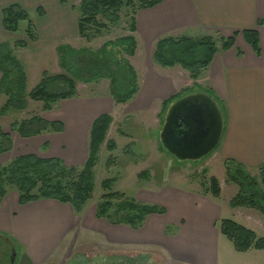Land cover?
Returning <instances> with one entry per match:
<instances>
[{
	"label": "crops",
	"instance_id": "0c3cea01",
	"mask_svg": "<svg viewBox=\"0 0 264 264\" xmlns=\"http://www.w3.org/2000/svg\"><path fill=\"white\" fill-rule=\"evenodd\" d=\"M67 1L70 2L0 0V15L11 4L26 12L34 10L37 18L33 22L29 18L35 33L33 43L40 46L58 41L56 46L70 45L66 42L78 34L76 11L71 8L75 6L72 4L74 0ZM132 17V35L136 41L134 56L143 47L151 60L155 43L162 37L226 38L235 32L237 34L231 48L217 49L194 84L189 73L180 66L160 67L152 61L153 65L150 63L142 77L137 74L138 90L125 103H115L108 95L77 93L70 99H63L58 109H54L57 101L50 110L14 120L20 122L38 115L47 121H60L63 126L61 132L43 131L31 137H21L7 127L13 122L14 114L27 110L31 100L23 110L10 109L0 114V129L12 142L11 150L0 154V166L6 165L15 156L33 154L41 158H57L66 166L79 167L87 158L90 127L98 115L108 114L112 118L117 105H128L123 111V121L126 119L124 116L134 115L137 122L152 121L162 125L170 109L180 99L202 94L217 109L221 121L219 141L211 150L216 148L213 157L222 163L232 161L249 171L263 168L264 0H162L152 7L135 8ZM247 29L257 32L259 54L243 39L241 32ZM25 91L28 93L30 90L25 87ZM0 96H3L2 106L7 96ZM12 137H15L16 143ZM128 139L133 141V138ZM41 146L49 150L35 154L34 149ZM220 190L218 198L173 188L159 190L153 197L143 195L136 200L159 205L165 213L147 215L144 226L137 230L123 225L126 242L162 245L172 259L183 261L182 264H209L220 235L218 228L213 229L210 225L215 226L221 220L222 212L229 207L230 199L223 203L222 188ZM81 212L82 209L75 213L69 204L46 198L20 205L17 191L7 188L0 199V233L8 235L18 245L15 264H47L59 250L61 241L74 231L77 216L88 219L90 224L97 221L94 214L91 218L90 215L82 217ZM170 226L172 230L167 232ZM197 248L203 251L198 253ZM260 261L249 260L251 264Z\"/></svg>",
	"mask_w": 264,
	"mask_h": 264
},
{
	"label": "trees",
	"instance_id": "16d2710c",
	"mask_svg": "<svg viewBox=\"0 0 264 264\" xmlns=\"http://www.w3.org/2000/svg\"><path fill=\"white\" fill-rule=\"evenodd\" d=\"M162 0H79L77 6H71L76 11V28L79 37L86 38L90 28L107 29L117 25L121 20L122 9L130 8L129 34L103 43L95 51L85 48L76 49L68 44L55 47L58 66L64 73L49 75L42 72L40 80L25 91L26 74L21 63L12 54L8 42H0V94L7 96L0 107V114L10 109L23 110L27 99L42 102L43 111L50 110L51 105L59 100L76 96L75 79L82 83L107 78L108 93L115 103H125L138 90L137 74L126 59L117 57L118 52L128 56L135 53L136 41L134 31L133 11L139 7H152ZM41 12V11H40ZM127 15V13H125ZM1 27L7 32H16L18 22L27 21L25 37L33 41L35 33L28 13L16 4H11L1 11ZM236 32L229 37L201 36L191 38L186 36L159 38L152 52V61L160 67L180 66L189 73L194 81L212 60L217 49L227 50L234 44ZM244 41L259 54L258 35L255 30L241 32ZM219 43V47L217 46ZM13 46L25 47L24 40H17ZM176 96V95H175ZM112 121L108 114L98 115L91 124L89 131L88 153L83 165L66 166L57 158H41L33 154L15 156L6 165L0 166V199L7 188H13L18 193L20 205L40 198L54 199L69 204L75 213L80 212L83 205L90 199L93 191V168L97 160L100 145L105 141V135ZM21 137H31L43 131L61 132L60 121H47L38 115H33L20 122L13 121L9 125ZM106 150L112 152L116 144L113 140L105 141ZM12 142L0 129V154L10 151ZM110 157L106 164H110ZM226 176L238 187V192L228 204L230 207H248L256 210L264 218V167L257 170V175L250 177L243 166L225 160ZM114 179L101 181V187L107 192L100 196L94 215L96 218H106L114 206V212L122 214L119 223L132 229L141 227L144 218L149 214H164L165 209L154 204H142L137 200L128 201L123 193L111 191ZM206 193L218 198L220 189L215 177H210ZM116 203L113 205V202ZM219 234L225 237L236 252L249 250L264 252V236L258 235L253 229L245 227L232 219H221L218 223ZM17 243L8 235L0 233V264H15Z\"/></svg>",
	"mask_w": 264,
	"mask_h": 264
},
{
	"label": "rangeland",
	"instance_id": "374dc122",
	"mask_svg": "<svg viewBox=\"0 0 264 264\" xmlns=\"http://www.w3.org/2000/svg\"><path fill=\"white\" fill-rule=\"evenodd\" d=\"M124 2L127 0H123ZM137 5L136 0H130ZM65 2V0H64ZM66 2H70L67 1ZM79 0H74L72 4L77 6ZM69 5H71L69 3ZM132 12L130 8H123L120 22L107 29L96 30L90 28L86 32V38L76 36L71 38L70 46L76 49H87L95 51L103 43L114 40L120 36L129 34V16ZM29 18L33 21L37 18L34 10H27ZM127 13V15L125 14ZM75 17L77 16L75 12ZM71 22V21H70ZM27 21H19L16 32L7 33L0 23V42H10L13 55L22 63L26 73V89L30 90L41 78L42 72L49 75L64 73L58 66L55 47L57 42L51 44L33 43L25 36ZM23 38V39H22ZM218 41V38L215 37ZM17 40H24L25 47L13 46ZM219 47V43L217 42ZM135 54V53H134ZM118 52L117 57L126 59L136 71V74L143 76L152 60L145 48H141L133 57ZM153 65V64H152ZM109 80L107 78L82 83L75 79L77 92L79 95L104 96L108 93ZM3 96H0V106ZM30 99H27V102ZM32 101V100H31ZM62 100L56 103L54 109L62 106ZM42 102L32 101L26 111L14 114L12 120L27 117L32 113H39L42 109ZM128 105H117L112 115L111 125L107 132L106 139L113 140L116 144L112 152L106 150L105 143L99 147L97 160L93 168V191L89 200L82 207V217L90 215L93 217L96 204L100 201V196L107 191L100 183L104 179H114L110 187L111 191L123 193L128 201L156 196L162 189H180L193 191L204 196L209 188L210 177H215L218 181L219 189L222 188L221 201L227 202L238 192V187L226 176L225 163L213 157V151L197 159L180 160L169 153L161 145V130L163 125L156 122H137L136 116H124L123 111ZM117 110H121L117 112ZM151 115H149V120ZM155 124V126H154ZM157 124V125H156ZM9 125H7L8 127ZM133 141L131 142V139ZM16 143L15 137H12ZM44 146L34 149L35 154L46 153ZM16 153V152H14ZM12 153L11 155H13ZM8 155V156H11ZM110 157V164H106ZM79 169L82 165H78ZM250 177L257 175V171L247 170ZM221 185V187H220ZM221 192V190H220ZM220 196V194H219ZM116 201L113 202V205ZM142 204H154L152 202L141 201ZM156 205V204H154ZM159 206V205H158ZM229 206V204H228ZM221 219H232L245 227L253 229L258 235L264 236V218L254 209L248 207H227L221 214ZM122 214L114 212V206L109 212V221L102 217L97 218L93 224L88 219L77 216L74 231L61 241L59 250L54 253L47 264H116V263H146V264H182L175 261L168 254L162 245L146 243H127L123 224L119 223ZM146 219V217H145ZM144 219V220H145ZM218 220L213 229L218 228ZM145 221L141 223L144 226ZM127 226V225H126ZM139 229V228H137ZM136 229V230H137ZM172 230L171 226L167 232ZM140 232H142L140 230ZM119 234V235H117ZM118 237V238H117ZM214 238L216 235L214 234ZM197 248V252H201ZM214 257L209 264H251L249 260L259 259V263L264 262V252L249 250L247 252H236L232 244L223 236L219 235L218 244L213 248ZM191 264V263H189ZM208 264V263H207ZM254 264V263H253Z\"/></svg>",
	"mask_w": 264,
	"mask_h": 264
},
{
	"label": "water",
	"instance_id": "95a60500",
	"mask_svg": "<svg viewBox=\"0 0 264 264\" xmlns=\"http://www.w3.org/2000/svg\"><path fill=\"white\" fill-rule=\"evenodd\" d=\"M162 125L161 145L180 160L207 155L221 134L217 109L202 94L180 99Z\"/></svg>",
	"mask_w": 264,
	"mask_h": 264
},
{
	"label": "flooded vegetation",
	"instance_id": "af4514ba",
	"mask_svg": "<svg viewBox=\"0 0 264 264\" xmlns=\"http://www.w3.org/2000/svg\"><path fill=\"white\" fill-rule=\"evenodd\" d=\"M116 264H137V263L125 262V263H116ZM141 264H146V263H141Z\"/></svg>",
	"mask_w": 264,
	"mask_h": 264
}]
</instances>
